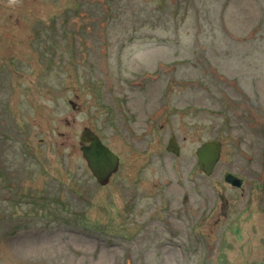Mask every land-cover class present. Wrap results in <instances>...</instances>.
Masks as SVG:
<instances>
[{"label":"rangeland","instance_id":"rangeland-1","mask_svg":"<svg viewBox=\"0 0 264 264\" xmlns=\"http://www.w3.org/2000/svg\"><path fill=\"white\" fill-rule=\"evenodd\" d=\"M160 2L0 0V264H264V0Z\"/></svg>","mask_w":264,"mask_h":264},{"label":"water","instance_id":"water-1","mask_svg":"<svg viewBox=\"0 0 264 264\" xmlns=\"http://www.w3.org/2000/svg\"><path fill=\"white\" fill-rule=\"evenodd\" d=\"M83 142H90L91 145L82 148L84 157L89 163L94 176L101 184H106L110 176L118 170L119 158L90 128H86L82 136ZM168 151L176 156L181 154V147L177 139L173 137L169 142ZM198 164L200 169L211 176L222 155V143L217 140L203 143L197 149ZM225 181L234 187L241 188L244 180L228 172Z\"/></svg>","mask_w":264,"mask_h":264},{"label":"trees","instance_id":"trees-1","mask_svg":"<svg viewBox=\"0 0 264 264\" xmlns=\"http://www.w3.org/2000/svg\"><path fill=\"white\" fill-rule=\"evenodd\" d=\"M161 1H162V3L160 2L161 4H159V5H161V6L164 7V10H165L164 12L166 13V11L168 10V7L166 6L167 0H161ZM82 6H84V5H82ZM125 7L126 8H129V7H131V5L130 4L125 5V3H124V4H122V6H120L119 9L122 10L123 8L125 9ZM106 9L108 10L107 12H106ZM160 10H162V9L160 8ZM125 11H126L125 13H128L129 12V10H125ZM104 12H105V18L112 19L114 21V17L111 16L114 12H113V10H112V8L110 6H108V7L105 6L104 7Z\"/></svg>","mask_w":264,"mask_h":264},{"label":"bare ground","instance_id":"bare-ground-1","mask_svg":"<svg viewBox=\"0 0 264 264\" xmlns=\"http://www.w3.org/2000/svg\"><path fill=\"white\" fill-rule=\"evenodd\" d=\"M94 132V131H93ZM95 133V132H94ZM96 134V133H95ZM97 135V134H96ZM82 136H83V134H82ZM99 136V135H98ZM100 137V136H99ZM82 138V137H81ZM100 139H101V137H100ZM82 140V139H81ZM102 140V139H101ZM83 142V141H82ZM84 143V145L82 146V148L84 147V146H89V145H91V143L90 142H83ZM107 146V145H106ZM108 147V146H107ZM111 149V148H110ZM113 153H114V151L113 150H111ZM82 152H83V150H82ZM115 155H117L116 153H114ZM118 156V155H117ZM83 157H84V152H83ZM118 158H119V166H118V170L115 172V173H117L118 171H119V167H120V157L118 156ZM84 159L86 160V162H87V164H88V167H89V163H88V161H87V159L84 157ZM90 168V167H89ZM90 170H91V168H90ZM91 172H92V170H91ZM115 173H113L111 176H110V179H111V177L115 174ZM92 174H93V172H92ZM93 176H94V174H93ZM95 177V176H94ZM96 178V177H95ZM97 179V178H96ZM110 179H109V181H110ZM97 181H98V179H97ZM109 181L106 183V184H101L99 181V184H101V185H107L108 183H109Z\"/></svg>","mask_w":264,"mask_h":264},{"label":"flooded vegetation","instance_id":"flooded-vegetation-1","mask_svg":"<svg viewBox=\"0 0 264 264\" xmlns=\"http://www.w3.org/2000/svg\"><path fill=\"white\" fill-rule=\"evenodd\" d=\"M183 203L188 204V203H189L188 198H186V199L183 201ZM160 223H161V221H160L159 223H157V224H160Z\"/></svg>","mask_w":264,"mask_h":264},{"label":"clouds","instance_id":"clouds-1","mask_svg":"<svg viewBox=\"0 0 264 264\" xmlns=\"http://www.w3.org/2000/svg\"><path fill=\"white\" fill-rule=\"evenodd\" d=\"M12 3H17L18 0H11ZM229 184V183H228Z\"/></svg>","mask_w":264,"mask_h":264}]
</instances>
